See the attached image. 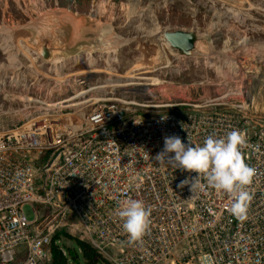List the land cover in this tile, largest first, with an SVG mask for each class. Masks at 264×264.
Masks as SVG:
<instances>
[{
	"label": "built area",
	"instance_id": "obj_1",
	"mask_svg": "<svg viewBox=\"0 0 264 264\" xmlns=\"http://www.w3.org/2000/svg\"><path fill=\"white\" fill-rule=\"evenodd\" d=\"M79 83L58 109L0 134V264H53V240L66 234L110 264H264V114L245 101L159 104L142 98L149 82L117 70ZM232 129L246 134L245 160L256 170L243 221L227 193L203 177L202 191L180 188L198 173L155 159L165 135L203 144ZM129 197L152 208L135 244L116 215Z\"/></svg>",
	"mask_w": 264,
	"mask_h": 264
},
{
	"label": "rangeland",
	"instance_id": "obj_2",
	"mask_svg": "<svg viewBox=\"0 0 264 264\" xmlns=\"http://www.w3.org/2000/svg\"><path fill=\"white\" fill-rule=\"evenodd\" d=\"M52 5L95 12L133 41L111 49L87 28L65 23L62 13L30 25ZM179 25L194 48L156 39ZM219 50L234 56L227 61ZM109 70L149 82L142 98L159 104L245 101L264 114L254 110L264 108V0H0V134L58 109L80 90L81 76L104 78ZM26 213L32 217L29 206ZM60 245L68 264H86L74 239Z\"/></svg>",
	"mask_w": 264,
	"mask_h": 264
},
{
	"label": "clouds",
	"instance_id": "obj_3",
	"mask_svg": "<svg viewBox=\"0 0 264 264\" xmlns=\"http://www.w3.org/2000/svg\"><path fill=\"white\" fill-rule=\"evenodd\" d=\"M247 147L246 134L239 129H232L224 136L208 135L203 144H194L189 134L187 142L179 135H165L164 146L155 159L174 168L198 173L196 177L181 181L180 188L190 184L192 193L202 191L203 177L207 186L227 193L232 199L231 214L243 221L247 218L252 200L249 186L256 174V170L245 160L244 150ZM116 215L123 222L122 227L132 244L141 242L150 230L152 208L143 200L125 199L116 210ZM207 259L202 258V264Z\"/></svg>",
	"mask_w": 264,
	"mask_h": 264
},
{
	"label": "bare ground",
	"instance_id": "obj_4",
	"mask_svg": "<svg viewBox=\"0 0 264 264\" xmlns=\"http://www.w3.org/2000/svg\"><path fill=\"white\" fill-rule=\"evenodd\" d=\"M61 13H62L65 23L72 24L77 28L78 27L87 28L86 32L90 37L94 39L97 38L102 43H107L111 49L128 46L133 41L132 38L128 36H123L117 33V31H115L114 29L107 27L103 23V20L95 12H87L84 15H82V13L76 10H73L72 8L67 7L63 9L59 5L47 6L46 8H44L43 11L40 12V17H38L37 19H34L30 25L38 26L42 23H47L46 21L47 15H57ZM24 27L25 26H22V28ZM195 34H198V33H194L193 38H197ZM155 37L156 39L159 40L160 43L173 46V43L166 36H163V37L155 36ZM147 38H150V36L148 35ZM149 40L150 39H148V41ZM198 47H196V49ZM219 56H222L225 60L228 61L234 55L232 56L229 52L225 50H219ZM92 74L90 73L89 75H84L83 78L88 79ZM254 110L257 112H261V111H264V108L262 109L255 108Z\"/></svg>",
	"mask_w": 264,
	"mask_h": 264
},
{
	"label": "trees",
	"instance_id": "obj_5",
	"mask_svg": "<svg viewBox=\"0 0 264 264\" xmlns=\"http://www.w3.org/2000/svg\"><path fill=\"white\" fill-rule=\"evenodd\" d=\"M59 236L57 235L52 243V256H53V264H68L69 256L66 254L63 249L61 248L60 244L56 243V239ZM66 237L69 239H74L81 249L83 256L85 258L86 264H101L105 261H107L105 258L102 257V255L88 242L81 240L79 238H75L71 236L70 234H66ZM71 257L76 259V253L71 250L70 251Z\"/></svg>",
	"mask_w": 264,
	"mask_h": 264
},
{
	"label": "water",
	"instance_id": "obj_6",
	"mask_svg": "<svg viewBox=\"0 0 264 264\" xmlns=\"http://www.w3.org/2000/svg\"><path fill=\"white\" fill-rule=\"evenodd\" d=\"M164 34L173 43V45L178 47L179 49L180 47H186L189 49L194 48V44L188 38L186 30L180 25L176 30H168L165 31Z\"/></svg>",
	"mask_w": 264,
	"mask_h": 264
}]
</instances>
